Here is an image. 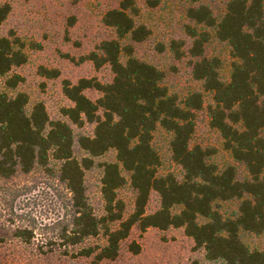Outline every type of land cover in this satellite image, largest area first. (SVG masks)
Segmentation results:
<instances>
[{
  "label": "trees",
  "instance_id": "trees-1",
  "mask_svg": "<svg viewBox=\"0 0 264 264\" xmlns=\"http://www.w3.org/2000/svg\"><path fill=\"white\" fill-rule=\"evenodd\" d=\"M161 2L119 0L104 14L114 36L81 59L108 65L113 79L64 80L70 103L57 118L19 89L25 78L14 71L28 62V43L13 31L0 34V264L114 262L135 228L183 229L200 255L194 264H264V0H224L221 7L188 0L185 38L156 45L159 53L188 58L200 88L184 97L170 90L165 70L137 55L136 46L153 35L140 19L141 5ZM11 10L0 4V27ZM218 45L231 58L226 77L224 58L209 51ZM40 70L46 78L60 75ZM203 110L221 137L225 162L216 160L218 149L193 144ZM159 131L178 171L163 166ZM109 154L114 158L104 159ZM91 171L100 174V206L89 195ZM40 182L57 192L63 210L42 227L15 210ZM127 186L135 195L132 211L121 197ZM153 194L159 207L150 211ZM256 237L262 242L255 244ZM130 248L140 252L135 241Z\"/></svg>",
  "mask_w": 264,
  "mask_h": 264
},
{
  "label": "rangeland",
  "instance_id": "rangeland-1",
  "mask_svg": "<svg viewBox=\"0 0 264 264\" xmlns=\"http://www.w3.org/2000/svg\"><path fill=\"white\" fill-rule=\"evenodd\" d=\"M118 2L119 0H0V4L10 3L12 7L7 20L0 27V34H10L13 31L28 43L29 60L14 71L25 78L19 89L26 91L33 102L44 101L52 118L60 117L61 108L70 103L63 94L64 80L76 82L82 77H96L104 83L112 81L113 73L108 65L96 68L92 61H82L81 58L95 50L102 40L114 36V31L104 25L102 19ZM187 2L188 0H162L154 9L141 5L140 19L153 29V35L149 41L136 46L139 57L157 64L166 71V84L180 97L200 88V84L192 77L189 60H178L168 51L159 53L156 45L158 42L167 43L172 38H185L184 25L187 19L184 11ZM210 2L216 7H221L224 0ZM209 51L210 54H220L224 58L226 67L223 74L226 77L231 59L227 47L211 46ZM42 66L59 70V77L42 76ZM2 85L3 81L0 80V86ZM87 93L93 98L100 95L97 91ZM81 129L87 133L92 131L89 125ZM156 140L163 149L164 168L178 171L168 159L166 136L159 131ZM192 141L193 144L201 143L218 149V162L228 160L227 154L222 150L221 137L210 128L205 110L199 112L196 117V131ZM107 158H114L113 154L104 159ZM99 175V171H91L87 180L89 195L97 206L101 203ZM36 184L37 187L32 193L16 200L15 210L17 213L30 215L38 226L42 227L61 217L63 210L57 192L47 188L43 182ZM121 197L127 203L128 211H132L134 192L127 186L121 191ZM158 207V196L153 194L149 210L154 211ZM36 236L40 238L39 234ZM251 240L255 244L262 242V239L257 237ZM133 241L140 245L139 253L131 251L130 244ZM193 245V240L185 235L183 229L149 228L147 231H140L135 228L123 242L120 257L106 264H194V260L200 258V255L193 250ZM18 252L26 253L22 250ZM12 253L13 260L20 257H16L15 251ZM54 258L58 263L60 256L56 255Z\"/></svg>",
  "mask_w": 264,
  "mask_h": 264
}]
</instances>
